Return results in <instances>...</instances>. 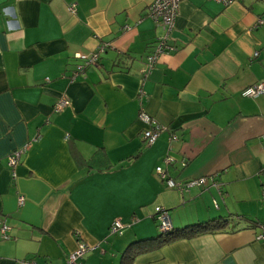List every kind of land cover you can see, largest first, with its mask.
I'll return each mask as SVG.
<instances>
[{
	"label": "crops",
	"instance_id": "1",
	"mask_svg": "<svg viewBox=\"0 0 264 264\" xmlns=\"http://www.w3.org/2000/svg\"><path fill=\"white\" fill-rule=\"evenodd\" d=\"M153 1L0 0V264H64L82 242V264H120L132 244L148 249L131 264H264V94L242 96L264 83V0H180L172 49L148 65ZM141 111L163 127L152 146ZM156 167L207 184L169 189ZM156 207L174 230L228 223L156 247Z\"/></svg>",
	"mask_w": 264,
	"mask_h": 264
},
{
	"label": "built area",
	"instance_id": "2",
	"mask_svg": "<svg viewBox=\"0 0 264 264\" xmlns=\"http://www.w3.org/2000/svg\"><path fill=\"white\" fill-rule=\"evenodd\" d=\"M224 6L230 5L238 0H213ZM180 0H154L152 4L147 7L148 17L154 22L158 23L164 30V35L160 37L157 41V46L155 47L154 53L147 58V64L152 65L161 53L169 51L172 47L168 46V37L174 24V20L178 14ZM70 11H74V6L71 5ZM257 26H264V18H259L257 20ZM104 46H101L95 53L90 57L84 58L78 56L77 59L81 60V63L76 65L75 71L72 73V79L74 80L77 76L83 74V72L90 67L97 65L99 61V56L104 52ZM264 94V83H257L250 87H247L243 92L242 96L248 98H256ZM68 105V100L66 98H61L53 107L55 112L62 111ZM139 120L145 125L143 131V140L148 146H152L157 141L159 134L163 130V127L145 112L141 111L138 115ZM21 153L15 152L10 157H8V165L13 167L17 164ZM170 159H166V163H170ZM155 173L157 177L164 181L167 188L176 189L179 191L186 190L194 186L206 185V178L191 180L187 182H175L168 178L166 172L162 167H156ZM214 185H216L214 183ZM19 204H22L23 198L18 199ZM155 213L158 221V228L161 232L170 231L172 229L171 223L169 221L168 211L160 207L155 208ZM124 226L121 222L115 221L109 227L110 234H121ZM9 226L0 217V240L6 241L9 239L8 236ZM257 240H264V232L257 236ZM94 248L90 247L86 243H79L76 250L69 254L64 262V264H82V260L87 253L92 251ZM24 264H32L31 262H25Z\"/></svg>",
	"mask_w": 264,
	"mask_h": 264
},
{
	"label": "trees",
	"instance_id": "3",
	"mask_svg": "<svg viewBox=\"0 0 264 264\" xmlns=\"http://www.w3.org/2000/svg\"><path fill=\"white\" fill-rule=\"evenodd\" d=\"M227 223L228 221L224 219H215L179 230L171 229L170 231L161 232L159 237L153 239V243L158 247L179 238L189 239L203 233L220 231L227 225ZM147 249L146 246L132 244L122 255L120 264H131L136 255L145 252Z\"/></svg>",
	"mask_w": 264,
	"mask_h": 264
}]
</instances>
